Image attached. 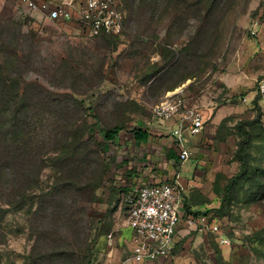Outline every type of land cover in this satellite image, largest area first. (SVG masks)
<instances>
[{
    "label": "rangeland",
    "instance_id": "1",
    "mask_svg": "<svg viewBox=\"0 0 264 264\" xmlns=\"http://www.w3.org/2000/svg\"><path fill=\"white\" fill-rule=\"evenodd\" d=\"M114 1L126 14L125 28L104 39L30 13L18 0H0V68L6 76L20 74L27 85L21 121L34 104L29 84L52 93L61 109L51 104L58 114L30 121L32 128L12 146L10 116L1 120L3 147L32 153L40 169L29 178L34 188L14 205L5 195L23 175L12 161L1 170L0 264H88L83 257L92 264H134L124 210L130 187L122 186L132 170L157 174L164 168L167 123L183 127L193 113L201 115L203 133L215 130L201 137L227 142L221 154L210 150L202 174L216 170L210 181L219 198L212 207L223 204L217 215L230 243L184 228L164 258L144 264H264V198L254 197L259 188L245 179L229 200L223 189L239 167L233 159L242 137L237 125L256 117L255 99L264 128V0ZM167 100L180 101V109L161 120L155 108ZM118 124L157 136L141 144L129 131L114 142L97 137ZM61 134L68 136L64 149ZM251 135L250 162L264 169V131L255 127ZM13 175L21 180L12 182Z\"/></svg>",
    "mask_w": 264,
    "mask_h": 264
},
{
    "label": "built area",
    "instance_id": "2",
    "mask_svg": "<svg viewBox=\"0 0 264 264\" xmlns=\"http://www.w3.org/2000/svg\"><path fill=\"white\" fill-rule=\"evenodd\" d=\"M30 13H39L54 23L72 25L89 37L118 36L125 28L126 14L114 0H18ZM264 98V85L261 86ZM181 102L167 100L155 108V115L168 120L178 114ZM183 127L172 130L179 144L178 159L186 162L192 156L183 146L185 136L202 132L199 113L184 118ZM183 121L180 122V124ZM183 188L177 179L159 184H144L125 198V223L130 229V258L134 264L164 258L173 248L182 228H194L214 235L219 245L230 243L221 224L209 214H185L182 209Z\"/></svg>",
    "mask_w": 264,
    "mask_h": 264
},
{
    "label": "trees",
    "instance_id": "3",
    "mask_svg": "<svg viewBox=\"0 0 264 264\" xmlns=\"http://www.w3.org/2000/svg\"><path fill=\"white\" fill-rule=\"evenodd\" d=\"M147 4L148 3L144 2L145 6ZM75 29L77 28L75 27ZM96 38L111 39L115 37L99 36ZM3 70H4L3 68H0V182L3 179L2 178L3 174H1V170L5 168V165L9 166L8 163L12 161L13 165L11 166H14V168H17L18 166L19 172H21V175H23L21 176L23 178H22L20 185L18 184L15 185L14 183L11 185V187L10 186H8L9 188L7 187L9 189V194H6L5 196L10 198L8 202L14 205L13 203L18 204L22 202L23 199L26 198L25 193L27 192L28 189L31 190L34 188V186H31V184H29L30 183L29 178L33 172H34L33 173L34 175H37L36 172L37 173L39 172L40 166L38 167V165L35 164V158L32 156V153L30 152L22 153V149L15 148L14 150H11L10 148L12 145H15V140L17 139V137H19L18 135H20L21 132L24 131V134L28 133V129L33 123V120H34V123L36 124L38 121L42 120L40 117H42L41 115L43 114L50 113L56 116L58 113L55 111V109H56V106L60 103V101H57L55 99L51 100L52 99L51 96L53 94L50 93L49 91H46L45 89L39 86L29 84L28 88H31V90L34 91L35 93L31 97L32 101H34V104L31 106H28V110L25 111V116H24V119H26L24 120L25 123L22 122L21 121V110L22 108L24 109L27 108V105H25L23 101L25 97V91L27 90L26 89L27 85L20 78V74L6 76ZM257 100L258 99H255L254 104H253L254 109L257 112L256 117L252 120L240 121L237 125V129L242 134V137L239 143L237 144V150L234 153L233 159L234 161H237L239 163V167H238V171L234 175L228 178L227 183L223 187L224 196L225 197L228 196V200H229V196L231 192L235 188V185H237L239 182L245 179H249L251 182L254 183L256 188H259V190L255 193L254 197L256 199L264 198V185L262 184L264 181V169L254 168L250 162V159H249L250 156L247 153V148L252 138L251 134L253 133V129L257 127L264 131V128H262V122H261V109H260V106L258 105ZM51 104L53 105L57 104L55 107H53L54 110L51 109V107L53 106ZM32 108L34 109L33 111H31ZM57 108L59 109L58 106ZM60 110L61 109H59V111ZM7 115H9L11 119V126L8 131L10 133L9 134L10 139L12 138V143H11L10 148L6 147L10 150V152L8 149H5V147H3V145H5V138H7V130H5V126L3 127V124L1 123L2 118L7 117ZM30 121H31V124H28ZM245 126L250 128V130L246 129ZM66 130H67V127H66ZM126 131H129L134 141L138 143H146L149 138V133L147 131L141 130L140 128H136V127L129 128L127 130V128H125V126L121 124L115 125L108 129L99 130V135H97V137L107 142H114L119 138L120 134L125 133ZM61 136L62 137H60L59 139L60 141L59 144H62V143L66 144L68 140V136H64V134H61ZM66 146L67 144L63 147V149L66 148ZM170 157H173V158L175 157L174 151L172 149L170 150ZM60 160L61 162H65L63 157ZM17 162L20 164L17 165ZM18 170L17 171L15 170L17 176H19L17 174ZM16 175H13L12 182L17 181V179L18 181L21 180ZM217 192L218 191H216L215 194L219 198V193ZM14 198L16 200H14ZM17 207H20V206L18 205ZM222 207H223V204H221V206H219V208L217 209H213V210L210 209L202 213L211 215L213 218H215L220 223V220L217 214L221 211ZM184 208L187 214H190V213L194 215L200 214V212L189 211V208L186 207L185 205H184ZM124 210H126L125 204H124ZM188 229L195 230L194 228H188ZM181 230H184V228H182ZM85 250L88 251V247H85ZM82 259L83 260L87 259L88 264L93 263L91 259L88 257L87 258L83 257Z\"/></svg>",
    "mask_w": 264,
    "mask_h": 264
},
{
    "label": "crops",
    "instance_id": "4",
    "mask_svg": "<svg viewBox=\"0 0 264 264\" xmlns=\"http://www.w3.org/2000/svg\"><path fill=\"white\" fill-rule=\"evenodd\" d=\"M218 116L214 117V120L218 121ZM167 128V132H164L166 136L168 135L167 141H170L167 149V158L164 168H158L159 173L154 174L151 172L150 168H144L142 171L134 173L132 178L128 179L125 183V186L122 187H130L127 188V192L125 194L129 195L134 190L139 188L144 184H159L166 181H172L177 179V182L183 188L182 191V209L185 214V208H189L191 212H205L207 210L213 209L216 204L215 198H217L216 194L213 191L212 181H210L211 174H215L216 170H209L208 173H204V167L207 160V157L211 154V151L217 150L221 154L222 151L226 150L227 142L221 140H214L213 135H211L210 139H205L202 134H215V130L210 132L203 133L201 132L199 135L195 137L185 136V140L183 146L188 147L192 152V156L186 162H180L178 159V150L179 144L177 139L172 135L173 124ZM149 133V138L147 142L151 140V138L156 137L151 130L142 129ZM136 142V141H135ZM146 142V143H147ZM138 143V142H136ZM141 144V143H139ZM174 151L175 157H170V150ZM211 156V155H210ZM128 169L129 166H128ZM186 174L187 177H183V174ZM132 174V173H131ZM209 181V183H208ZM132 189H134L132 191ZM213 194V195H212ZM213 206V207H212ZM191 214V213H190Z\"/></svg>",
    "mask_w": 264,
    "mask_h": 264
}]
</instances>
